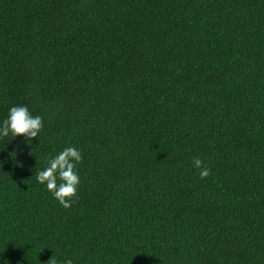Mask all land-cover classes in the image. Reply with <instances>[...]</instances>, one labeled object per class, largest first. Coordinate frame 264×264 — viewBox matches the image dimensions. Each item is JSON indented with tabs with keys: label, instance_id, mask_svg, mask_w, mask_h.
<instances>
[{
	"label": "trees",
	"instance_id": "16d2710c",
	"mask_svg": "<svg viewBox=\"0 0 264 264\" xmlns=\"http://www.w3.org/2000/svg\"><path fill=\"white\" fill-rule=\"evenodd\" d=\"M18 105L44 128L0 138V264H264V0H0ZM68 146L65 208L35 174Z\"/></svg>",
	"mask_w": 264,
	"mask_h": 264
},
{
	"label": "clouds",
	"instance_id": "9594fccd",
	"mask_svg": "<svg viewBox=\"0 0 264 264\" xmlns=\"http://www.w3.org/2000/svg\"><path fill=\"white\" fill-rule=\"evenodd\" d=\"M44 128V120L40 115H33L26 105L13 106L9 110L8 117L0 126V138L11 136H24L31 140L39 136ZM15 151L11 154L15 156ZM83 162L82 152L74 146L64 148L47 161L48 166L44 170L36 172V180L40 184H46L47 190L65 208L72 207L79 199L78 190L81 178L77 165ZM193 166L199 169L201 179L211 175V168L205 166V162L199 157L192 160ZM46 264H60L53 255ZM63 264H73L72 259H66Z\"/></svg>",
	"mask_w": 264,
	"mask_h": 264
}]
</instances>
